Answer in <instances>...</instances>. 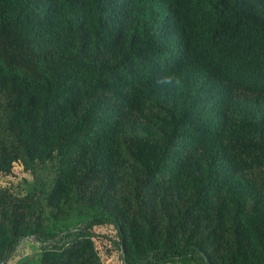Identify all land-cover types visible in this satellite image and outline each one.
<instances>
[{
	"label": "trees",
	"instance_id": "obj_1",
	"mask_svg": "<svg viewBox=\"0 0 264 264\" xmlns=\"http://www.w3.org/2000/svg\"><path fill=\"white\" fill-rule=\"evenodd\" d=\"M28 242L264 264V0H0V264Z\"/></svg>",
	"mask_w": 264,
	"mask_h": 264
},
{
	"label": "rangeland",
	"instance_id": "obj_2",
	"mask_svg": "<svg viewBox=\"0 0 264 264\" xmlns=\"http://www.w3.org/2000/svg\"><path fill=\"white\" fill-rule=\"evenodd\" d=\"M36 172H37L36 177L38 178V181H41L43 179H46V180L50 179V170H49L48 166H39V167H37ZM24 177L27 179L32 178L28 174H25ZM24 177H20L18 180L14 181V184H15L16 190H17L16 193H18V194H25L26 191L29 190V188H30L31 182H25L22 179ZM18 184H19V186H18ZM37 246L38 245L31 243V242H28L27 244L22 246V248H20V250L16 253L14 258L12 259V264H15L19 259H21L23 257L33 256L36 252L39 251ZM99 247H100V244H99Z\"/></svg>",
	"mask_w": 264,
	"mask_h": 264
},
{
	"label": "clouds",
	"instance_id": "obj_3",
	"mask_svg": "<svg viewBox=\"0 0 264 264\" xmlns=\"http://www.w3.org/2000/svg\"><path fill=\"white\" fill-rule=\"evenodd\" d=\"M157 86H178L179 80L174 75H164L156 80Z\"/></svg>",
	"mask_w": 264,
	"mask_h": 264
}]
</instances>
